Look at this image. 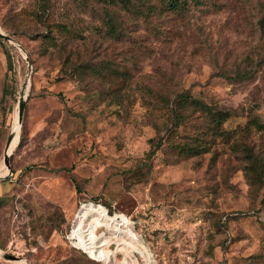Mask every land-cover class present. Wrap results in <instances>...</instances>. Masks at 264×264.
Here are the masks:
<instances>
[{
	"label": "rangeland",
	"instance_id": "obj_1",
	"mask_svg": "<svg viewBox=\"0 0 264 264\" xmlns=\"http://www.w3.org/2000/svg\"><path fill=\"white\" fill-rule=\"evenodd\" d=\"M41 1L0 0V250L105 264L103 248L108 264H145L119 236L83 246L87 214L102 213L131 225L152 264H264V0L189 1L119 38L103 24L106 9L123 24L119 4ZM185 91L229 111L226 140L194 155L170 145L204 126L196 110L168 117L167 100Z\"/></svg>",
	"mask_w": 264,
	"mask_h": 264
},
{
	"label": "trees",
	"instance_id": "obj_2",
	"mask_svg": "<svg viewBox=\"0 0 264 264\" xmlns=\"http://www.w3.org/2000/svg\"><path fill=\"white\" fill-rule=\"evenodd\" d=\"M111 4H119L120 8L125 11L126 18L123 24L116 17L114 10L106 9L105 17H103V24L107 35L113 38H119L122 34V28H132L143 27V28H158L155 22L154 16L160 14L163 10L168 11H186L187 3L194 0H105ZM48 0H42L40 2L41 9H47ZM258 26L260 31L264 34V15L260 16L258 19ZM1 38V35H0ZM61 44V43H59ZM6 71L8 72L12 68L11 59L8 53H6ZM72 65L79 71L85 72L90 70L94 72V69L89 67L88 64H82L72 62ZM166 107H168V113L170 119H175L176 125L177 120L183 119L186 115H190L192 112L199 111L201 115H204V126L197 130L188 140H183L182 142H170L172 147H176L178 151L184 154L194 155L201 152L207 151L210 147L209 141L214 137L223 138L226 140L228 129L221 127L222 123L226 120L229 115V111L218 106L208 104L207 102L193 97L185 92H180L176 94L171 101L166 102ZM189 109V110H187ZM180 110H186L185 113L180 112ZM170 129V128H169ZM153 141V148H156L160 143L161 139ZM152 151V149L150 150ZM248 155V154H247ZM250 155V154H249ZM100 203V202H99ZM110 212L111 209L107 208ZM112 216V215H111ZM113 217V216H112ZM115 218V217H114ZM76 249V248H74ZM78 250V249H76ZM81 252V251H79ZM83 253V252H82Z\"/></svg>",
	"mask_w": 264,
	"mask_h": 264
},
{
	"label": "bare ground",
	"instance_id": "obj_3",
	"mask_svg": "<svg viewBox=\"0 0 264 264\" xmlns=\"http://www.w3.org/2000/svg\"><path fill=\"white\" fill-rule=\"evenodd\" d=\"M13 136L14 134L12 135L6 148L7 153L10 151L9 147L12 142ZM85 220L87 221L81 226L79 230V236L83 246H85L86 248H102L101 244L104 243V241L107 239L108 234H112L114 236L121 237V240L117 243V248H122L123 250V248L127 249L128 247H131L132 250L137 251L138 253H140V255L143 256L145 264H152L153 258L149 247L146 245L143 239L133 230L129 223L122 221L119 224H115L109 221L104 215H102V213L97 216L93 213L87 214ZM98 225H103L106 228V230L101 232L99 235L94 231L95 227ZM126 237H128V240H125ZM102 250L105 257L107 258L105 264H108V251L107 249L104 250L103 248ZM23 261V258L14 260V262H21L22 264H24Z\"/></svg>",
	"mask_w": 264,
	"mask_h": 264
},
{
	"label": "water",
	"instance_id": "obj_4",
	"mask_svg": "<svg viewBox=\"0 0 264 264\" xmlns=\"http://www.w3.org/2000/svg\"><path fill=\"white\" fill-rule=\"evenodd\" d=\"M0 35L5 36L6 38H8V37H7L5 34H3L2 32H0ZM22 107H23V99L21 98V99H19L18 102H17V112H16V114H17V121H19L20 118H21ZM11 137H12V135L9 134V135H8V139H7V142H6V144H5V148H4V152H3V157H2V159H3V163H4V164H7V155H8L9 152H8V153L6 152V148H7V146H8V143H9ZM10 150H11V149H10ZM0 257H1V258H6V259H9V260H13V261H14L15 259L23 258V257H20V256H17V255H14V254H12V253H9V252L3 251V250H0ZM23 259H24V258H23ZM23 263H24V264H29L25 259H24Z\"/></svg>",
	"mask_w": 264,
	"mask_h": 264
},
{
	"label": "built area",
	"instance_id": "obj_5",
	"mask_svg": "<svg viewBox=\"0 0 264 264\" xmlns=\"http://www.w3.org/2000/svg\"><path fill=\"white\" fill-rule=\"evenodd\" d=\"M84 203V202H83ZM81 205V204H80ZM104 206V205H103ZM80 207V206H79ZM106 208V207H105ZM78 210V209H77ZM76 210V211H77ZM106 211H107V208H106ZM76 213V212H75ZM75 213H74V218H75ZM107 213H109L108 211H107ZM69 232H68V235H66V237L67 236H70L71 234H70V232H71V226L69 227V230H68ZM71 237V236H70ZM72 238V237H71ZM72 239H74V238H72ZM74 241V240H73ZM72 245H74V246H76L77 248H80L81 250H83V251H85V252H87L84 248H82V246H80V245H77L76 243H72ZM134 251V250H133ZM135 252H137V251H135ZM88 253V252H87ZM89 254V253H88ZM140 254V253H139ZM134 255V254H133ZM93 257V256H92ZM93 258H95V257H93ZM134 260H135V262H137V258H136V256L134 255ZM100 261V260H99Z\"/></svg>",
	"mask_w": 264,
	"mask_h": 264
},
{
	"label": "crops",
	"instance_id": "obj_6",
	"mask_svg": "<svg viewBox=\"0 0 264 264\" xmlns=\"http://www.w3.org/2000/svg\"><path fill=\"white\" fill-rule=\"evenodd\" d=\"M1 264V263H0Z\"/></svg>",
	"mask_w": 264,
	"mask_h": 264
}]
</instances>
